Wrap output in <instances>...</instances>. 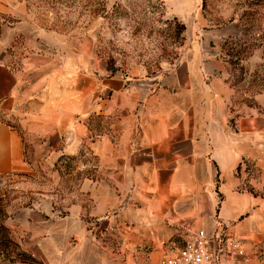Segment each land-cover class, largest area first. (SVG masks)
<instances>
[{"label":"rangeland","instance_id":"rangeland-1","mask_svg":"<svg viewBox=\"0 0 264 264\" xmlns=\"http://www.w3.org/2000/svg\"><path fill=\"white\" fill-rule=\"evenodd\" d=\"M171 2L186 10L180 12L181 18L174 15L175 8L168 0H0L2 5L21 3L28 13L25 35L18 37L15 45L18 48L28 45L33 52L42 50H38L43 55L38 60L44 70L31 72V81L49 70L48 66L56 64L50 63V57L59 56L60 68L68 67V62L75 57L79 63L77 72L81 76L90 75L101 84L110 78L138 81L145 76L164 77L200 50L204 60L216 61L210 79L224 81L233 91L227 104L226 128L233 135L237 112L244 106L256 107L259 114H264V108L256 101L264 90V0ZM22 21L0 11V36L4 27ZM12 52L17 55L14 68L21 70L24 53L20 56L18 50ZM51 74L53 71L47 75ZM125 101L122 100L124 105ZM142 104L140 101L136 110L128 112L119 107L109 116L101 108L91 115L86 113L84 119L90 132L79 152L66 155L70 158L62 161L59 159L63 155L58 150L60 156L51 159L45 150L28 141L25 131L21 133L27 170L0 176V222L10 229L14 241L23 247L22 242L28 237L20 232L21 220H26L27 213L43 200L52 201L55 209L77 199L86 201L79 191L86 177L100 181L104 173L111 172L118 173L122 179L119 186L114 182L112 186L124 200L123 205L148 207L159 201L165 210L163 224L168 236L149 242L144 233L140 235L143 241L127 246L133 253L128 264H158L164 250L182 246L200 228L211 229L220 224L237 233L235 225L249 213L225 222L222 204L230 191L249 193L264 201V138H259L255 156L244 157L232 169L215 161L219 148L212 146L207 153L194 157L199 162L191 165L164 164L157 158L153 163H146L137 158L138 149L124 148L123 163L113 165V169L106 168L102 158L94 155L92 144L98 143L105 131L112 126L114 130L120 124L121 113L128 115L129 122L137 129H142L140 118L134 114L139 113ZM0 120L15 125L1 108ZM137 129L134 140L139 136ZM114 135L116 139L118 132L114 131ZM105 231V240L120 248L121 243L114 238L115 231ZM257 234L246 246L248 264H264V230ZM8 252V248L0 247V264H31L22 262L17 253ZM35 259L37 262L32 264H44Z\"/></svg>","mask_w":264,"mask_h":264},{"label":"crops","instance_id":"crops-1","mask_svg":"<svg viewBox=\"0 0 264 264\" xmlns=\"http://www.w3.org/2000/svg\"><path fill=\"white\" fill-rule=\"evenodd\" d=\"M176 4H172L174 15L181 18L180 12L186 10L177 8ZM0 11L24 20L4 27L1 32L0 108L27 133L28 141L45 150L49 158L57 159L60 156L57 150L68 156L79 152L90 132L84 119L86 113L91 115L101 108L109 116L119 107L128 112L136 110L140 101L144 104L139 113L134 114L140 118L142 129H137L129 122L128 115L121 113L120 124H116L114 130L112 126L105 131L98 143L92 142L94 155L102 158L106 168L113 169V165L123 163L124 148L138 149L137 158L146 163H153L157 158L164 164L191 165L199 162L194 157L207 153L212 146L219 148L215 161L228 169L240 165L244 157L256 155L258 140L264 138V114H259L256 107L244 106L237 112L234 134H229L227 104L233 91L224 81L210 79L216 61L204 60L200 50L164 77L145 76L138 81L110 78L101 84L90 75L81 76L77 72L79 63L75 57L62 69L58 64L59 56L50 57V63L56 64L51 63L49 70L31 81V72L44 70L38 60L43 56L38 50H42L38 48L33 52L28 45L21 48L15 45L16 39L24 34L28 13L21 3L0 4ZM56 48L59 51V47ZM12 50H18L19 55L24 53L21 70L14 68L17 55ZM62 63L65 64L64 60ZM52 71L53 74L47 75ZM182 72L186 76H182ZM43 75L46 76L41 78ZM124 99L126 105L122 103ZM256 101L264 108V90ZM136 129L139 136L134 140ZM114 131L118 132L116 139ZM24 158L19 131L10 121L0 120V176L26 171ZM104 175L100 181L86 178L81 183L79 191L86 201L77 199L55 209L52 201L43 200L29 211L26 220H21L20 232L28 237L22 242V248L44 264H128L133 253L127 246L143 241L140 235L144 233L149 242L168 236L163 224L165 210L159 201L148 207L123 205L124 200L112 186V182L117 186L122 182L120 175L113 172ZM243 213L249 216L235 225L239 235L224 227L246 247L264 230V201L249 193L228 192L222 204L223 220L238 219ZM218 226L222 225L211 229ZM106 229L115 231L114 238L121 243L120 248L105 240ZM246 257L242 264H248Z\"/></svg>","mask_w":264,"mask_h":264},{"label":"built area","instance_id":"built-area-1","mask_svg":"<svg viewBox=\"0 0 264 264\" xmlns=\"http://www.w3.org/2000/svg\"><path fill=\"white\" fill-rule=\"evenodd\" d=\"M245 256L244 243L218 226L193 231L182 246L163 252L158 264H242Z\"/></svg>","mask_w":264,"mask_h":264},{"label":"trees","instance_id":"trees-1","mask_svg":"<svg viewBox=\"0 0 264 264\" xmlns=\"http://www.w3.org/2000/svg\"><path fill=\"white\" fill-rule=\"evenodd\" d=\"M12 127L17 129L19 131L20 135L23 132L17 125L12 124ZM65 156L66 155H63L59 160L62 161L64 158H70L68 156L67 157H65ZM86 178L95 179L94 177H88V176ZM2 218L4 219L5 216L2 215ZM1 246L4 247V249H7V248L9 249V252L7 254L17 253L20 256V258H22V262H24V263H31L32 264L34 262H37V260L35 259V257L32 254L23 250L22 247L20 246V244H18L16 241H14V239L11 236L10 229L4 225L3 221L0 222V247Z\"/></svg>","mask_w":264,"mask_h":264}]
</instances>
